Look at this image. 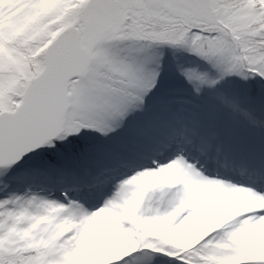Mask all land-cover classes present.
<instances>
[{
	"label": "snow or ice",
	"instance_id": "6c2138e0",
	"mask_svg": "<svg viewBox=\"0 0 264 264\" xmlns=\"http://www.w3.org/2000/svg\"><path fill=\"white\" fill-rule=\"evenodd\" d=\"M0 264H264V0H0Z\"/></svg>",
	"mask_w": 264,
	"mask_h": 264
},
{
	"label": "rangeland",
	"instance_id": "374dc122",
	"mask_svg": "<svg viewBox=\"0 0 264 264\" xmlns=\"http://www.w3.org/2000/svg\"><path fill=\"white\" fill-rule=\"evenodd\" d=\"M191 226V225H190ZM189 227V226H188ZM111 229V224L109 221L105 220L104 223L102 224V226H100L99 228L95 227L94 231H96L97 233H103L105 231H110ZM123 236V234H120L118 238H121ZM94 247V246H93Z\"/></svg>",
	"mask_w": 264,
	"mask_h": 264
},
{
	"label": "bare ground",
	"instance_id": "6f19581e",
	"mask_svg": "<svg viewBox=\"0 0 264 264\" xmlns=\"http://www.w3.org/2000/svg\"><path fill=\"white\" fill-rule=\"evenodd\" d=\"M103 223H104V221H102L101 223H99L96 227L99 228L100 226H102Z\"/></svg>",
	"mask_w": 264,
	"mask_h": 264
}]
</instances>
